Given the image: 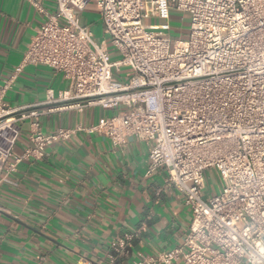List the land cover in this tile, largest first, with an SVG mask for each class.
Returning <instances> with one entry per match:
<instances>
[{"label":"built area","instance_id":"obj_1","mask_svg":"<svg viewBox=\"0 0 264 264\" xmlns=\"http://www.w3.org/2000/svg\"><path fill=\"white\" fill-rule=\"evenodd\" d=\"M55 2L20 69L48 67L70 86L21 108L4 102L12 81L0 86V170L15 173L75 133L45 134L41 117L121 107L90 131L115 147L129 137L149 145L147 176L166 171L192 211L182 247L133 264H264V0ZM91 5L109 41L97 42L81 22ZM173 12L191 19L188 39L174 48L166 33ZM148 19L162 24L146 25ZM26 119L35 120L32 146L14 155L16 122ZM208 170L219 173L222 186L204 199Z\"/></svg>","mask_w":264,"mask_h":264},{"label":"crops","instance_id":"obj_2","mask_svg":"<svg viewBox=\"0 0 264 264\" xmlns=\"http://www.w3.org/2000/svg\"><path fill=\"white\" fill-rule=\"evenodd\" d=\"M56 10L55 0H0V86L12 81L4 100L11 108L69 89L63 74L48 67L20 69L45 13ZM87 10L79 14L82 23L99 26L98 11ZM123 111L91 107L40 118L45 134L75 133L49 146L43 159L24 160L15 173L0 170V264H133L182 247L192 211L167 184L166 171L147 176L149 145L129 137L115 147L90 131ZM34 121L17 120L14 155L32 146Z\"/></svg>","mask_w":264,"mask_h":264},{"label":"rangeland","instance_id":"obj_3","mask_svg":"<svg viewBox=\"0 0 264 264\" xmlns=\"http://www.w3.org/2000/svg\"><path fill=\"white\" fill-rule=\"evenodd\" d=\"M95 11L96 8L94 5H91L88 8L89 11ZM93 11V12H94ZM97 11V10H96ZM87 13V12H86ZM95 16H93L94 18ZM99 18V16H98ZM171 20L168 22V25L171 28V31H167V36L172 40V46L174 48L175 40H182L185 41L188 39V32L191 28V19L189 15L180 14V13H173L171 16ZM81 19V18H80ZM82 22V21H81ZM99 26L94 25L92 26L91 30L94 32L95 40L97 42H101L102 40L109 41V37L104 34L102 21L99 19ZM161 21L156 19H148L145 20L146 25H156L160 24ZM118 59L117 55L113 56V60ZM129 70H124V73H127ZM205 182H206V189L203 191V198L207 199L210 195L216 194L219 192L220 187L222 186L220 175L216 170H208L205 174Z\"/></svg>","mask_w":264,"mask_h":264}]
</instances>
